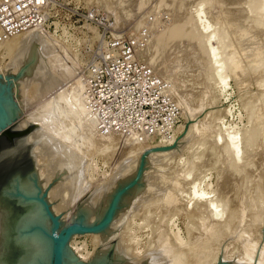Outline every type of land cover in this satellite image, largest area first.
<instances>
[{
	"label": "rangeland",
	"instance_id": "1",
	"mask_svg": "<svg viewBox=\"0 0 264 264\" xmlns=\"http://www.w3.org/2000/svg\"><path fill=\"white\" fill-rule=\"evenodd\" d=\"M92 6L147 30L138 56L181 111L170 136L96 131L80 75L99 32L77 16ZM0 98L11 130L46 133L9 161L31 152L60 223L100 224L116 202L110 223L71 240L83 264H264V0H63L47 27L0 45ZM17 142L0 136V152Z\"/></svg>",
	"mask_w": 264,
	"mask_h": 264
},
{
	"label": "built area",
	"instance_id": "2",
	"mask_svg": "<svg viewBox=\"0 0 264 264\" xmlns=\"http://www.w3.org/2000/svg\"><path fill=\"white\" fill-rule=\"evenodd\" d=\"M63 0H0V45L31 30L47 27ZM99 32V48L80 75L86 110L102 136L144 142L164 138L177 127L181 111L168 85L138 56L140 36L120 30L98 6L78 13Z\"/></svg>",
	"mask_w": 264,
	"mask_h": 264
},
{
	"label": "bare ground",
	"instance_id": "3",
	"mask_svg": "<svg viewBox=\"0 0 264 264\" xmlns=\"http://www.w3.org/2000/svg\"><path fill=\"white\" fill-rule=\"evenodd\" d=\"M41 28H43V27L31 30L30 32L26 33V36H27V34L32 33V32L34 33L35 30H39ZM38 36L39 35H37V37ZM162 44H164V43H162ZM33 46H34V44H33ZM42 67H41V69H42ZM33 71H35V70H33ZM32 76L33 75H31L29 77H32ZM29 77H27V78L29 79ZM31 80H32V78H31ZM41 81L43 83V80H41ZM45 87H46V85H45ZM43 91H45V90H43ZM35 93H37V92H35ZM63 95H65V94H63ZM57 96L59 97V93ZM52 99H54V98H52ZM54 100H56V99H54ZM72 102L74 103V101H72ZM0 106H2L1 118H2V116L4 118V121H2L0 119V126H1L3 124H6L10 120L11 110H10V105L3 98L2 99L0 98ZM43 110L44 109L41 108V111H43ZM78 112H79V114L83 115V110H78ZM28 119H29V117H28ZM58 122H60V121H58ZM27 129H29V128H27ZM23 130H25V129H23ZM52 130H54V129H52ZM56 131H58V130H56ZM52 134H54V136H55V133H52ZM31 136H32L33 140L34 139L40 140V138H42L41 140H43V138L47 139L45 132H38V130H36L34 133H32V135L29 134L25 137V139L19 141L18 144L15 145V147L12 148L8 152L9 154L6 153L3 156V159L1 161L8 162L9 158L11 159L14 157V155H15L14 153L18 149H21V150L28 149L29 148L28 147L29 146V139ZM110 136H117V135H110ZM50 137H49V139H50ZM72 156L73 157L69 161H67V162H69L67 164L70 165V166L67 165L69 173L70 172L74 173V170H75L74 161L76 159V155H72ZM70 162H73V164ZM63 166H65V165H63ZM16 172H17L16 173L17 176H11V175L9 176L8 175L7 177L4 178L5 180L3 179L4 181L0 184V264H52L55 243H54L53 239L50 237V232L53 228V222L48 215V211L45 208V204L40 201L43 199L45 201V196H44L45 194H43L44 184L42 183V185H41V183H40V180H41L40 177L41 176L39 177L38 175H35L33 173L34 168L32 167V165L30 168H28L26 170H22V171L18 170ZM65 172H66V170L64 169V173ZM63 176L64 175L62 172L61 177H63ZM71 178H75L74 174L73 175L71 174ZM48 181H49V179H48ZM64 183H66V182H64ZM61 188L62 187H59L58 189H61ZM58 193H60V191H58ZM45 203L48 204L47 201ZM49 205H51V204H48V206ZM49 209H50V206H49ZM75 222H72L70 224L67 223L68 225H64L63 223H61V226H60L61 228L59 231H61L65 227H67V226H69ZM82 223H84L85 226H87V227L93 226V225H91L93 223L90 222V220L88 222L82 221ZM81 234H90V233H75L70 237V239L68 240L66 247L63 251V262H64V264H77V263L83 264V262L80 261V258L82 260L86 259L84 256H81V254H80L81 257L78 256L80 258H77V257H75L74 253L71 254V252H70L71 249L68 250L69 246L72 245L71 240H73V238L75 236L81 235ZM98 264H106V262L99 261Z\"/></svg>",
	"mask_w": 264,
	"mask_h": 264
},
{
	"label": "water",
	"instance_id": "4",
	"mask_svg": "<svg viewBox=\"0 0 264 264\" xmlns=\"http://www.w3.org/2000/svg\"><path fill=\"white\" fill-rule=\"evenodd\" d=\"M7 102L10 105V110H11L10 120L6 124H3L0 126V136H8V138H16L18 139V142H19L25 139V137L29 135L33 129L37 128V125H33L31 129L11 130V126L16 122L18 114L16 113V111H12L13 110L12 109L13 107H11L13 106L12 105L13 103H11L12 101L11 102L7 101ZM14 108L16 107L14 106ZM0 109H2V106H0ZM18 142L16 143V145L18 144ZM12 148L14 147H11V148L5 147V149L0 152V179H1L0 184L5 180L4 178L7 177L8 175L17 176L16 171L20 170L23 167V165L26 166L27 164L32 165V167L34 168L33 173L37 175V170L35 168V163H34L35 160L31 152L28 154L26 153L27 156L23 154L19 160H14V161L12 160L11 162L8 161L10 162V164L8 162L1 161L3 159V156L6 153H8ZM40 201L45 204V208L48 211V215L53 222V228L50 232V237L53 239L55 243L52 264H64L63 251L66 247L68 240L73 234L75 233H90L91 234V233H96L100 231L104 226L110 223L112 219V214L114 212V209L116 208V202H114L112 204L111 210L108 212L109 213L108 217L106 218L104 222L100 224L93 225L92 227H87L82 222H75L65 227L61 231H59L61 228L60 221L51 214L48 204H46L44 200H40Z\"/></svg>",
	"mask_w": 264,
	"mask_h": 264
}]
</instances>
